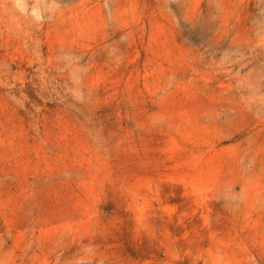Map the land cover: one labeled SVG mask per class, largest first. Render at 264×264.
I'll list each match as a JSON object with an SVG mask.
<instances>
[{"label": "rangeland", "instance_id": "rangeland-1", "mask_svg": "<svg viewBox=\"0 0 264 264\" xmlns=\"http://www.w3.org/2000/svg\"><path fill=\"white\" fill-rule=\"evenodd\" d=\"M0 264H264V0H0Z\"/></svg>", "mask_w": 264, "mask_h": 264}]
</instances>
